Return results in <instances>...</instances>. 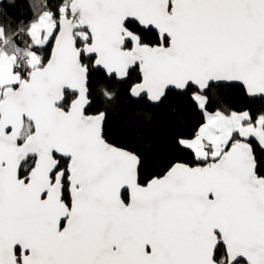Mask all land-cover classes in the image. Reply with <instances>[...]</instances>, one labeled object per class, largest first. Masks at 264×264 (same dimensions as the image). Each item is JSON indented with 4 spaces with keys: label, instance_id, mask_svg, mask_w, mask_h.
<instances>
[{
    "label": "snow or ice",
    "instance_id": "6c2138e0",
    "mask_svg": "<svg viewBox=\"0 0 264 264\" xmlns=\"http://www.w3.org/2000/svg\"><path fill=\"white\" fill-rule=\"evenodd\" d=\"M28 11L27 24L0 23V264H264V160L251 145L264 149V112L209 110L225 85L264 99V0ZM137 68L131 97L191 92L204 116L176 141L195 166L146 183L140 156L106 138V111L86 114L93 70L125 80Z\"/></svg>",
    "mask_w": 264,
    "mask_h": 264
},
{
    "label": "trees",
    "instance_id": "16d2710c",
    "mask_svg": "<svg viewBox=\"0 0 264 264\" xmlns=\"http://www.w3.org/2000/svg\"><path fill=\"white\" fill-rule=\"evenodd\" d=\"M28 2L29 0H5L0 4V23L5 22L6 13L17 23L27 24L32 18ZM51 2L59 3V0ZM148 35L151 37L152 34ZM140 79L138 68L131 71L124 82L115 76L107 78L103 70H93L89 82L92 104L87 114L106 111V138L110 143L140 156V181L146 183L153 177L162 175L172 163H189L195 166L188 152L176 141L180 137H190L203 123L204 116L190 99L191 92L183 95L170 92L163 103L158 105L148 103L146 97L136 100L129 95L128 89ZM102 88L115 94L112 102L104 101L100 94ZM215 91L219 103L210 108V111L220 107L221 110L229 111L249 110L253 115L264 112V100L250 99L239 87L225 85ZM66 99L71 101L70 93H66ZM251 145L257 158L264 160V149L258 142L252 140Z\"/></svg>",
    "mask_w": 264,
    "mask_h": 264
},
{
    "label": "water",
    "instance_id": "95a60500",
    "mask_svg": "<svg viewBox=\"0 0 264 264\" xmlns=\"http://www.w3.org/2000/svg\"><path fill=\"white\" fill-rule=\"evenodd\" d=\"M5 0H0V4L1 3H3ZM54 43V42H53ZM102 70V69H101ZM113 76H115V74H113ZM116 77V76H115ZM119 81H121V82H124V81H126L128 78H126L125 80H121L120 78H118V77H116ZM143 97H146V96H143ZM250 98V97H249ZM136 100H139V99H137V98H135ZM141 99V98H140ZM250 99H262V98H250ZM264 100V99H263ZM154 105V104H153ZM90 107H88L87 109H86V114H87V111H88V109H89ZM92 115V114H91ZM127 150V149H126ZM129 151V150H128ZM139 168H140V166H139Z\"/></svg>",
    "mask_w": 264,
    "mask_h": 264
}]
</instances>
